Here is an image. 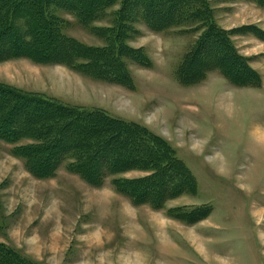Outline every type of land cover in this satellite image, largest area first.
<instances>
[{
  "label": "rangeland",
  "instance_id": "rangeland-1",
  "mask_svg": "<svg viewBox=\"0 0 264 264\" xmlns=\"http://www.w3.org/2000/svg\"><path fill=\"white\" fill-rule=\"evenodd\" d=\"M45 1L47 19L35 29L41 38L27 46L43 58L12 55L11 40L0 36V83L146 126L176 150L196 186L176 195L166 190L161 200L154 188L161 173L154 169L130 167L108 175L105 167L113 163L104 162L105 171L92 184L75 173L70 158L54 176L40 177L12 154L15 146L38 140L15 145L0 138V244L34 264H264V7L254 0H195V6L207 4L221 38L261 81L237 85L209 67L212 58L206 57L194 64L199 77L207 70L203 79L184 86L178 70L206 32L204 23L190 17L160 30L164 17L145 15L137 0H111L84 23L72 4ZM14 17L24 46L30 41L28 19ZM115 36L117 58L103 68L108 79L57 60L72 49L68 38L114 51ZM113 65L129 77L124 85L111 81ZM70 131L72 143L86 128L80 124ZM35 166L40 172L52 168ZM116 178L129 183L127 192L135 198L138 191L130 185L140 181L149 190L146 197L134 202L118 192Z\"/></svg>",
  "mask_w": 264,
  "mask_h": 264
},
{
  "label": "trees",
  "instance_id": "trees-1",
  "mask_svg": "<svg viewBox=\"0 0 264 264\" xmlns=\"http://www.w3.org/2000/svg\"><path fill=\"white\" fill-rule=\"evenodd\" d=\"M35 1L37 3L36 8L32 0L29 4L23 0L0 2V36L4 37V40H11L12 55L21 54V56H27L34 62L43 57H36L37 55L32 53L27 46H34L36 41L41 38L39 33H35V29L38 23L41 20L45 21L48 16L47 2L45 0ZM80 1L61 0L63 4H72L74 13L84 23L98 14L100 10L106 8L111 2V0H87L93 2V4L86 7L76 4ZM129 1L134 2V0ZM137 2L141 4L145 15L151 17L157 15L158 18L164 17L163 22L158 24L160 30H165L171 25H179L185 21H190V17H192V21H199L200 25H202V22L207 27L206 32L196 43V46L186 55L184 63L178 70L180 83L184 86L199 84L198 82L203 79V74L207 70L204 69L199 77L194 71V64L198 60L204 61L206 57L212 58L208 60L210 61L207 64L209 67L212 64V67L219 68L227 78L237 85L252 84L261 79L254 70L244 65L240 55L233 52L229 45L225 43V40L221 38L223 33L214 25L205 2L201 6H195V0H137ZM253 2L264 7V0H254ZM129 5L133 8L131 3ZM15 14H21L22 18L28 19L26 26L30 41H26L24 46L21 44L20 37L17 36V27L11 23L15 18ZM109 35L112 34L109 33ZM118 39V36H115V42L112 41L114 51H111L108 48L93 49L68 38L69 42L72 43V49L68 53L60 52L57 60L76 71L87 73L85 70L82 71L77 68V66L86 67L91 72L90 75L94 74L108 79L107 71L103 68L106 66L110 68L108 59L115 60L117 58L114 53L118 49ZM15 40L21 45L19 44L16 47L15 45L18 43H15ZM70 43L68 44L70 45ZM207 44H210L209 47H211V49H208L209 52L204 50L205 47L207 48L205 46ZM18 51L20 53H17ZM79 61L86 64L83 63V66L78 65L76 62ZM111 71L113 78L109 80L119 81L122 85L129 80V77L125 76L123 72L121 74V70L118 67L116 68L115 65L112 66ZM80 124H84L86 131L83 133L85 134L69 143L70 134L67 132L71 133L70 130H76V127ZM0 138L15 145L22 139L38 140L35 145L15 146L12 149V154L23 158L30 173L40 177L54 176L62 162L70 158L75 160L71 164V168L75 173L92 184L96 183L95 181L98 180L99 176H102L105 168L109 172L108 175H115L122 170L134 167L154 169L161 173L159 181L156 183L157 188L154 187L155 185L152 186L157 189L155 190V197L161 200L166 190L174 195L195 190L196 180L194 175L183 161L177 157L176 150L165 138L157 135L146 126L135 122H127L99 109L87 111L81 107L70 106L44 95L24 92L5 83H0ZM43 142L50 144L49 149L46 151ZM55 150L57 151L55 152ZM127 150L128 155L124 153ZM37 151L43 153V155L34 159L33 156ZM104 162L113 164H108L109 166L104 168ZM49 163L52 165L51 169H49ZM35 165L48 166V168L46 172H40ZM33 166L36 167V170ZM138 183L140 181L133 182L130 185L134 192L137 193L138 191L136 198L131 191L127 192L129 183L126 180L116 178L112 184L117 191L119 190L118 192L122 194L129 193L135 202L138 197L145 198L149 191L147 188H140ZM151 201L152 204L153 201ZM197 211L194 213L195 215L201 212L200 210ZM0 264L34 263L20 258L10 248L0 244Z\"/></svg>",
  "mask_w": 264,
  "mask_h": 264
},
{
  "label": "bare ground",
  "instance_id": "bare-ground-1",
  "mask_svg": "<svg viewBox=\"0 0 264 264\" xmlns=\"http://www.w3.org/2000/svg\"><path fill=\"white\" fill-rule=\"evenodd\" d=\"M121 102H123V103H124V100H122ZM108 193H109V192H108ZM108 193H107V194H108Z\"/></svg>",
  "mask_w": 264,
  "mask_h": 264
}]
</instances>
